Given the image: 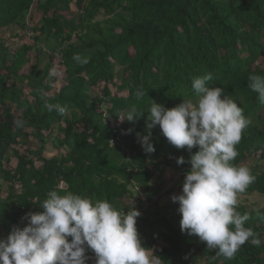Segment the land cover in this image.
I'll list each match as a JSON object with an SVG mask.
<instances>
[{
	"label": "trees",
	"instance_id": "obj_1",
	"mask_svg": "<svg viewBox=\"0 0 264 264\" xmlns=\"http://www.w3.org/2000/svg\"><path fill=\"white\" fill-rule=\"evenodd\" d=\"M28 15L38 16L37 24L28 25ZM29 29L32 44L18 33ZM44 43L49 60L39 68ZM56 52L65 73L59 89L51 74ZM207 73L209 86L222 88L250 121L232 162L255 159V182L242 194L264 195V105L248 88L249 75L264 76V0H0V238L26 226L27 213L43 211L49 191H71L107 199L125 213L135 207L142 243L161 264H264V220L256 214L264 207L237 206L250 215L245 227L261 246L246 242L231 259L216 255L181 232L178 202L159 204L165 192L156 172L169 166L187 173L198 148L177 149L157 126L148 154L137 138L147 134V113L119 119L133 104L147 110L154 100L171 109L194 99L192 81ZM141 87L145 95L137 100ZM49 103L65 106V114L49 111ZM49 141L58 152L51 156ZM181 156L186 162L177 165ZM86 254L91 263L94 253Z\"/></svg>",
	"mask_w": 264,
	"mask_h": 264
},
{
	"label": "clouds",
	"instance_id": "obj_2",
	"mask_svg": "<svg viewBox=\"0 0 264 264\" xmlns=\"http://www.w3.org/2000/svg\"><path fill=\"white\" fill-rule=\"evenodd\" d=\"M73 58L88 62L79 55ZM211 79V73L193 79L194 99H183L171 109L154 100L147 110L133 104L119 119L133 122L147 113V134L137 133V138L148 154L155 152L151 136L157 126L177 149L191 153L198 148L187 161L191 167L182 194L172 195L171 200L179 204L182 233L197 236L216 255L231 259L246 242L256 247L262 243L252 228L245 227L250 215L237 211L238 196L256 177L248 167L232 163L250 121L222 88L209 86ZM248 88L264 105V76L249 75ZM144 95L138 88L136 99ZM46 107L61 115L67 110L59 104ZM16 125L23 127L24 121ZM185 162L183 156L176 160L177 165ZM39 207L43 211L22 218L26 226H13L6 238H0V264H87L88 251L94 253L95 264H161L155 250L142 243L136 226L141 213L135 207L125 213L107 199L57 190L49 191ZM256 214L264 220V213Z\"/></svg>",
	"mask_w": 264,
	"mask_h": 264
},
{
	"label": "rangeland",
	"instance_id": "obj_3",
	"mask_svg": "<svg viewBox=\"0 0 264 264\" xmlns=\"http://www.w3.org/2000/svg\"><path fill=\"white\" fill-rule=\"evenodd\" d=\"M39 17L38 16H33V15H28L27 16V23L28 25H34L37 24ZM17 30H12L11 32L14 33ZM19 35H24L25 34V39L23 40V42H28V44H32L33 41V35L31 30L29 29L28 31H19L18 32ZM9 35V31L5 33V37L8 38ZM32 36V37H31ZM20 41L17 42V44H19ZM49 45L52 44V42L48 43ZM41 47L43 48V55H42V62L39 66V68H43V66L48 62L49 60V54H50V49L46 46V44H42ZM36 51H32L29 55L30 58H32L31 62L34 63L35 59H36ZM60 56V52H56L55 53V57H54V65L51 68V74L53 76L57 77V81L54 84V87L59 89L62 85H63V81L65 80V73H64V69L61 68L59 66V57ZM28 69V68H26ZM95 92V91H94ZM95 94H97L95 92ZM32 143L35 146V148L38 147V144L35 142V140L32 139ZM23 152L25 150H22ZM46 152L48 155H53L54 153H58L57 149L54 148V145L52 142L49 141L47 147H46ZM255 163V159H250L249 162H247L245 164V167L251 168V166ZM185 175L186 172L185 171H179L176 170L172 167L169 166H161L160 170L156 172V178L163 182L164 187H163V191L165 192L164 196L162 198L159 199V204L164 206V205H171L172 204V200L171 197L172 195H179L182 194V183L184 182L185 179ZM63 185V184H62ZM137 192V191H136ZM3 196H5V193L3 194ZM126 203H129L131 205H135V203H137L136 200H132L130 198L126 199ZM238 204H243L246 205L249 209H260L264 207V195L260 194L258 192H254L251 194H240L238 196ZM148 207V216H156L155 215V209H153L152 207ZM173 211V210H170ZM87 264H95V256H93L91 258V263H87Z\"/></svg>",
	"mask_w": 264,
	"mask_h": 264
}]
</instances>
